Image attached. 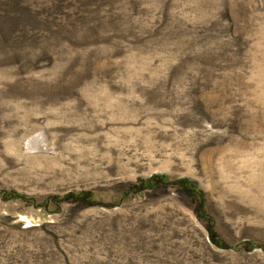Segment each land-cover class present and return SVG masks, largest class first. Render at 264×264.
I'll return each mask as SVG.
<instances>
[{
  "label": "rangeland",
  "instance_id": "1",
  "mask_svg": "<svg viewBox=\"0 0 264 264\" xmlns=\"http://www.w3.org/2000/svg\"><path fill=\"white\" fill-rule=\"evenodd\" d=\"M0 264H264V0H0Z\"/></svg>",
  "mask_w": 264,
  "mask_h": 264
},
{
  "label": "trees",
  "instance_id": "2",
  "mask_svg": "<svg viewBox=\"0 0 264 264\" xmlns=\"http://www.w3.org/2000/svg\"><path fill=\"white\" fill-rule=\"evenodd\" d=\"M216 243H217V242H216ZM221 244H222V242H219V241H218V245H221Z\"/></svg>",
  "mask_w": 264,
  "mask_h": 264
}]
</instances>
